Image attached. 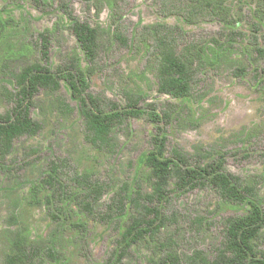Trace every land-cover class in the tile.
I'll return each instance as SVG.
<instances>
[{
	"label": "rangeland",
	"instance_id": "1",
	"mask_svg": "<svg viewBox=\"0 0 264 264\" xmlns=\"http://www.w3.org/2000/svg\"><path fill=\"white\" fill-rule=\"evenodd\" d=\"M44 1L47 5L40 8L33 0H0V88L15 95L11 73L42 61L41 50L47 43L53 72L63 74L75 56L87 67L70 29L67 12H71L79 21L110 33L119 28L131 44L123 48L109 41L90 79L89 92L99 98L102 109L115 105L125 115L128 101L138 98L144 114L129 116L117 127L112 151L97 150L85 139L79 101L66 82L59 92L44 91L35 98L32 116L42 130L15 142L7 158L9 172L0 173V264H6L17 233L30 246L56 254L57 259L43 264H109L123 225L88 218L74 199L48 207L49 193L43 190L39 196L43 203L36 205L33 188L44 185L55 169L69 196L76 195L79 175L91 173L107 188L96 205L102 213L108 212L114 193L123 187L151 193L146 161L157 127L167 133L168 149L179 146L192 156L203 150L208 161L225 154L228 172L253 188L252 201L264 210V60L255 59V49H264V0H229L232 26L217 21L186 24L179 16L165 15L161 0ZM159 23L178 25L189 41L211 45L208 66L196 77L194 98L174 99L161 92L158 53L150 42L135 48L136 35ZM63 106L71 111L63 113ZM13 107L10 97H0L1 113ZM163 113L175 119L152 121ZM160 207L169 220L166 226L153 239L148 236L135 246L123 264H151L153 258L165 256L169 251L165 248L177 252L184 264H201L199 257L211 263L225 247L228 220L250 209L247 203L224 201L211 187L172 190ZM53 212L59 214L57 221L51 218ZM257 244L264 251V227Z\"/></svg>",
	"mask_w": 264,
	"mask_h": 264
},
{
	"label": "trees",
	"instance_id": "2",
	"mask_svg": "<svg viewBox=\"0 0 264 264\" xmlns=\"http://www.w3.org/2000/svg\"><path fill=\"white\" fill-rule=\"evenodd\" d=\"M33 1L40 8L47 5L44 0ZM161 1L165 15L179 16L189 25L197 26L205 21H217L227 26H232L233 23L228 7L229 0ZM67 14L72 22L70 29L85 54L87 67L84 69L80 58L75 56L69 69H65L63 74L53 72L49 66L50 53L47 43L41 50L42 61L28 64L18 72L11 73L15 95L8 94L3 87L0 88V97H10L14 103L11 111L5 114L0 112V173L9 172L7 158L15 142L26 136H35L42 130V124L32 116L35 98L44 91L59 92L63 82L69 85L73 98L79 101L85 139L97 150L112 151V135L117 127L129 116L138 118L144 114L138 108V98L133 97L128 101L129 114L125 115L115 105H111L107 110L102 109L99 98L89 92L90 79L95 74L100 55L108 51L109 41L129 48L130 40L119 28L110 33L101 26L79 21L71 12ZM135 40V48L150 42L158 53L160 62L157 81L161 92L174 99L194 98L196 77L208 66L210 44L206 46L189 41L180 26H168L163 23L145 27L136 35ZM213 42L219 43L217 40ZM255 52L256 60H264L263 48L257 47ZM61 111L69 113L71 110L69 106H63ZM174 119L170 113H163V117L156 115L152 121L159 123L158 121L162 120L167 123ZM153 142L154 148L146 161L149 170L146 181L151 186V193L143 194L140 190L131 192L129 187H123L114 193L108 212L102 213L96 205L107 192V188L96 181L91 173L79 175L76 185L80 192L69 196L66 187L61 184L58 170L53 169L44 185L33 188V203H43L39 197L43 190L49 193L45 199L48 207L74 199L79 211L92 220H117L118 227L123 225L124 231L118 250L109 264H123L135 246L142 244L148 236L153 239L162 227L166 226L169 220L164 216L160 204L167 200L172 190L190 191L211 187L224 201L247 203L250 209L246 215L228 220L226 244L217 259L209 263L206 258L199 257L200 263L264 264V251L259 250L257 244L264 227V210L261 205L252 201L256 198L253 188L243 186L238 176L228 172L225 154H219L217 158L208 161L207 152L203 150L192 156L179 146L168 149V136L161 127H157ZM156 202L159 203L158 206L155 205ZM126 215L127 219L123 222L122 219ZM51 218L57 221L59 214L53 212ZM161 247H164L163 244ZM165 250H169L165 256L153 258L151 264H184L177 252L166 248ZM55 259L57 256L52 250L38 245L30 246L27 239L17 233L11 240V253L6 257V264H43L46 260Z\"/></svg>",
	"mask_w": 264,
	"mask_h": 264
}]
</instances>
